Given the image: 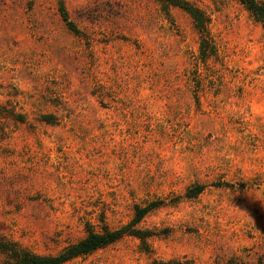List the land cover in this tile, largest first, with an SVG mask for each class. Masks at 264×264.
<instances>
[{"label":"rangeland","instance_id":"1","mask_svg":"<svg viewBox=\"0 0 264 264\" xmlns=\"http://www.w3.org/2000/svg\"><path fill=\"white\" fill-rule=\"evenodd\" d=\"M188 1L204 62L192 18L155 0H0V237L56 253L160 200L148 247L62 264L264 262V30L238 0Z\"/></svg>","mask_w":264,"mask_h":264},{"label":"trees","instance_id":"2","mask_svg":"<svg viewBox=\"0 0 264 264\" xmlns=\"http://www.w3.org/2000/svg\"><path fill=\"white\" fill-rule=\"evenodd\" d=\"M245 6L251 16L261 24L264 30V0H238ZM160 9L169 13L171 8H178L187 13L193 21L194 27L199 34V58L202 62L215 55V46L211 39L207 13L194 3L188 0H155ZM63 11V8H62ZM63 18L67 26L74 32L77 31L74 24L67 20L66 13ZM52 115L46 114L42 120L51 122ZM16 121H26L25 113L18 114ZM203 189V185L187 190L189 197L196 196ZM160 200H153L146 204H136L133 208L131 219L120 226L111 227L103 219L100 220L98 229L90 222L85 224V234L76 241L69 242L56 253L42 254L19 246L17 243L0 237V264H62L80 255L88 254L98 248L111 244L124 236H133L140 240L144 247H148V238L154 233L151 230L139 226L141 220L154 208L159 206ZM264 264V262H260ZM227 264H242L237 259H229Z\"/></svg>","mask_w":264,"mask_h":264}]
</instances>
